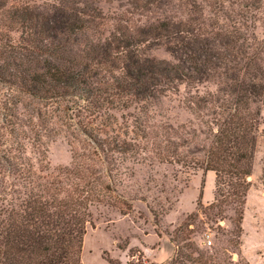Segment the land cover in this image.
I'll return each instance as SVG.
<instances>
[{"label":"trees","instance_id":"obj_1","mask_svg":"<svg viewBox=\"0 0 264 264\" xmlns=\"http://www.w3.org/2000/svg\"><path fill=\"white\" fill-rule=\"evenodd\" d=\"M61 1L39 9L0 0V85L11 91L3 94L4 100L0 97V264H85L81 251L92 208L107 205L121 214L132 209L112 170L114 153L130 154L135 144L111 134L110 111L158 99L191 79L217 86L193 102L210 117L203 132L210 142L188 163L215 174L213 201L198 206L215 214L230 207L239 244L259 102L264 103V40L260 47L247 37L232 38L230 32H200V24L174 25L171 51L187 55L189 73L177 64L143 56L140 39L128 25L102 38L96 13L79 7L80 0ZM163 27L164 22L150 29ZM26 97L34 104L73 102L74 122L86 146L71 145L69 165L49 170L43 136L51 135V114L42 118L36 106L31 114L37 122L25 123L17 106L25 108ZM27 146L35 162L25 154ZM183 246L177 244L170 264H231L192 241ZM105 260L122 264L107 253Z\"/></svg>","mask_w":264,"mask_h":264},{"label":"rangeland","instance_id":"obj_2","mask_svg":"<svg viewBox=\"0 0 264 264\" xmlns=\"http://www.w3.org/2000/svg\"><path fill=\"white\" fill-rule=\"evenodd\" d=\"M254 1L80 0L77 5L99 16L96 21L103 28L102 38L110 37L112 33L116 35L118 28L128 25L140 39L138 48L143 56L177 64L192 73L187 55L171 51L174 25L197 28L200 24L203 25L200 32H230L231 37H247L249 43L261 47L264 0ZM60 2L64 1L9 0V5L28 4L39 8ZM252 3L258 8H253ZM163 22L162 30L150 29ZM8 33L13 38L18 37V33ZM260 55L264 58V47ZM216 88L213 82L191 79L179 84L177 90H166L158 99L110 111L111 119L107 121L112 124L111 134L135 144L130 154L114 153L117 160L112 170L114 178L123 183L119 190L131 200L132 209L128 214H121L107 205L92 208L83 236L82 262L109 264L105 260L107 253L122 264H170L177 244L183 246L192 241L199 249L216 253L221 260H229L231 264H264V103L259 102L261 118L239 244H236L238 238L234 234L230 207L215 214V210L198 206V202L206 206L213 201L215 174L188 163L190 156L200 157V147L210 142L209 135L203 133L210 117L204 110L195 108L193 102L198 100L197 96L214 92ZM6 93L11 91H5L0 85L2 100ZM22 101L25 108L21 104L17 107L25 123L31 124L30 119L37 122L33 118L35 114H31L36 106L41 110L42 118L51 114L50 122L46 124L53 133L49 137L43 136L48 149L49 170L69 165L71 145L86 146L74 122L73 102L34 104L35 100L30 97L22 98ZM67 112L71 114V120L63 116ZM25 154L35 162L30 146ZM182 250L189 252L184 246Z\"/></svg>","mask_w":264,"mask_h":264},{"label":"crops","instance_id":"obj_3","mask_svg":"<svg viewBox=\"0 0 264 264\" xmlns=\"http://www.w3.org/2000/svg\"><path fill=\"white\" fill-rule=\"evenodd\" d=\"M164 244V243H163ZM173 251L172 244H171V252Z\"/></svg>","mask_w":264,"mask_h":264}]
</instances>
